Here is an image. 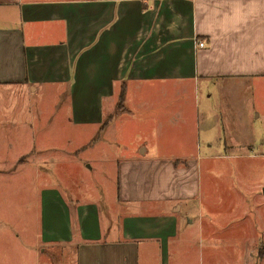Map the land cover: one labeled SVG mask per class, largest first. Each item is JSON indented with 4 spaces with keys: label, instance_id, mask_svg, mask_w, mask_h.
<instances>
[{
    "label": "crops",
    "instance_id": "1",
    "mask_svg": "<svg viewBox=\"0 0 264 264\" xmlns=\"http://www.w3.org/2000/svg\"><path fill=\"white\" fill-rule=\"evenodd\" d=\"M244 85L264 88V0H0V90H55L66 125L108 126L116 115L106 107L121 91L122 105L149 110L187 106L193 97L194 111L196 97L220 88L229 99ZM3 137L4 152L11 143ZM188 143L184 136L182 147ZM140 148L115 164L103 214L98 201L70 199L43 182L37 264H168L169 243H182L189 228L179 226L186 211L167 209L197 196L196 162L177 167L178 158L147 157ZM6 161L0 157L2 168Z\"/></svg>",
    "mask_w": 264,
    "mask_h": 264
},
{
    "label": "rangeland",
    "instance_id": "2",
    "mask_svg": "<svg viewBox=\"0 0 264 264\" xmlns=\"http://www.w3.org/2000/svg\"><path fill=\"white\" fill-rule=\"evenodd\" d=\"M1 94L0 134L11 147L0 151L7 160L0 164V264H37L43 182L74 194L70 199L98 201L103 214L113 200L115 164L136 156L137 147L147 157L178 158L177 167L196 162L197 196L167 209L186 211L179 226L189 228L180 231L182 243H169L168 264H264V88L237 87L229 99L217 88L208 99L196 97L194 111L193 97L187 106L162 102L150 110L118 99L106 107L113 122L92 129L64 123L65 100L55 90ZM123 108L129 113L120 117ZM162 108L167 119L157 121ZM205 125L214 129L205 133Z\"/></svg>",
    "mask_w": 264,
    "mask_h": 264
},
{
    "label": "trees",
    "instance_id": "3",
    "mask_svg": "<svg viewBox=\"0 0 264 264\" xmlns=\"http://www.w3.org/2000/svg\"><path fill=\"white\" fill-rule=\"evenodd\" d=\"M123 99V91H121L120 95H119V101L121 102V100ZM122 112V110H117V113Z\"/></svg>",
    "mask_w": 264,
    "mask_h": 264
},
{
    "label": "built area",
    "instance_id": "4",
    "mask_svg": "<svg viewBox=\"0 0 264 264\" xmlns=\"http://www.w3.org/2000/svg\"><path fill=\"white\" fill-rule=\"evenodd\" d=\"M197 46H198L199 48H202V47L204 46V43H203V42H199V43L197 44Z\"/></svg>",
    "mask_w": 264,
    "mask_h": 264
},
{
    "label": "water",
    "instance_id": "5",
    "mask_svg": "<svg viewBox=\"0 0 264 264\" xmlns=\"http://www.w3.org/2000/svg\"><path fill=\"white\" fill-rule=\"evenodd\" d=\"M262 192H263V194H264V188L262 189Z\"/></svg>",
    "mask_w": 264,
    "mask_h": 264
}]
</instances>
